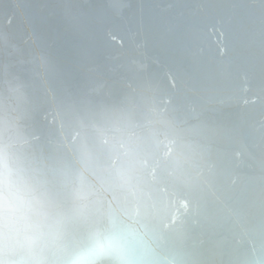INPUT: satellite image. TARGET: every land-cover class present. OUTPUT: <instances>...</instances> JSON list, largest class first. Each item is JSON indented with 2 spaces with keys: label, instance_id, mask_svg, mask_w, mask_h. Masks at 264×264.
Segmentation results:
<instances>
[{
  "label": "clouds",
  "instance_id": "obj_1",
  "mask_svg": "<svg viewBox=\"0 0 264 264\" xmlns=\"http://www.w3.org/2000/svg\"><path fill=\"white\" fill-rule=\"evenodd\" d=\"M137 36L111 57L112 87H89L109 79L97 65L53 92L50 53L0 29V264H164L159 240L201 153L137 71Z\"/></svg>",
  "mask_w": 264,
  "mask_h": 264
},
{
  "label": "water",
  "instance_id": "obj_2",
  "mask_svg": "<svg viewBox=\"0 0 264 264\" xmlns=\"http://www.w3.org/2000/svg\"><path fill=\"white\" fill-rule=\"evenodd\" d=\"M0 29L50 53L53 92L97 65L109 79L89 87H112L111 57L138 33L137 71L155 77L201 153L160 237L164 264L264 259V0H0Z\"/></svg>",
  "mask_w": 264,
  "mask_h": 264
}]
</instances>
